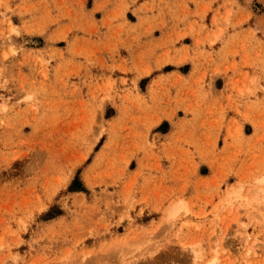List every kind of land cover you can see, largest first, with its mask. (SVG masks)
Here are the masks:
<instances>
[{
    "label": "rangeland",
    "instance_id": "374dc122",
    "mask_svg": "<svg viewBox=\"0 0 264 264\" xmlns=\"http://www.w3.org/2000/svg\"><path fill=\"white\" fill-rule=\"evenodd\" d=\"M262 176L264 0H0V264H264Z\"/></svg>",
    "mask_w": 264,
    "mask_h": 264
},
{
    "label": "bare ground",
    "instance_id": "6f19581e",
    "mask_svg": "<svg viewBox=\"0 0 264 264\" xmlns=\"http://www.w3.org/2000/svg\"><path fill=\"white\" fill-rule=\"evenodd\" d=\"M257 183L260 185L261 184V187H260V190H264V176H262V177H260V178H258L257 179ZM238 189V188H237ZM237 189L236 190H234L233 189V191L231 192L233 195L234 194H237L238 192H237ZM241 192V191H240ZM259 194V193H258ZM239 195V194H238ZM260 199V198H259ZM264 199V198H263ZM257 201V200H256ZM253 202V201H252ZM182 212H184V213H188L189 212V207H188V205H187V202L185 203V201L183 200V199H179V200H177L176 202H174L172 205H171V207L169 208V210H168V216L170 217V218H176V217H178ZM181 216V215H180ZM169 218V219H170ZM162 223V222H161ZM254 249V246H251L250 248H249V251H252ZM215 260H217V259H215ZM214 260V261H215ZM212 262V261H211ZM211 262H209L208 264H213V263H211ZM249 264V263H248Z\"/></svg>",
    "mask_w": 264,
    "mask_h": 264
},
{
    "label": "snow or ice",
    "instance_id": "6c2138e0",
    "mask_svg": "<svg viewBox=\"0 0 264 264\" xmlns=\"http://www.w3.org/2000/svg\"><path fill=\"white\" fill-rule=\"evenodd\" d=\"M158 264H187V262L179 259L178 250H172L166 254H162Z\"/></svg>",
    "mask_w": 264,
    "mask_h": 264
}]
</instances>
